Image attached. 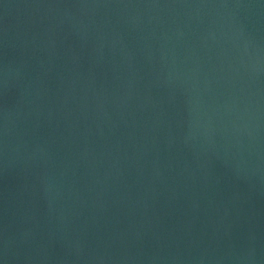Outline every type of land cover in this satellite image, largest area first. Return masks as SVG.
<instances>
[{
    "label": "water",
    "instance_id": "water-1",
    "mask_svg": "<svg viewBox=\"0 0 264 264\" xmlns=\"http://www.w3.org/2000/svg\"><path fill=\"white\" fill-rule=\"evenodd\" d=\"M0 264H264V0H0Z\"/></svg>",
    "mask_w": 264,
    "mask_h": 264
}]
</instances>
